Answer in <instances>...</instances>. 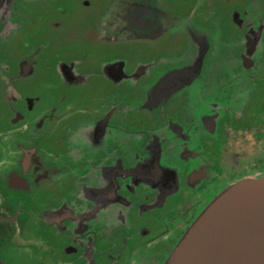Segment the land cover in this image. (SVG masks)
<instances>
[{
    "label": "flooded vegetation",
    "instance_id": "1",
    "mask_svg": "<svg viewBox=\"0 0 264 264\" xmlns=\"http://www.w3.org/2000/svg\"><path fill=\"white\" fill-rule=\"evenodd\" d=\"M261 179L264 0H0V264H167Z\"/></svg>",
    "mask_w": 264,
    "mask_h": 264
},
{
    "label": "water",
    "instance_id": "2",
    "mask_svg": "<svg viewBox=\"0 0 264 264\" xmlns=\"http://www.w3.org/2000/svg\"><path fill=\"white\" fill-rule=\"evenodd\" d=\"M200 254L206 256L203 264H264V179L241 182L216 197L167 264Z\"/></svg>",
    "mask_w": 264,
    "mask_h": 264
},
{
    "label": "rangeland",
    "instance_id": "3",
    "mask_svg": "<svg viewBox=\"0 0 264 264\" xmlns=\"http://www.w3.org/2000/svg\"><path fill=\"white\" fill-rule=\"evenodd\" d=\"M74 11H75L76 13H78L77 10H74ZM217 12H218V11H214V14H216ZM87 13H89V12L83 10V18H85V19L88 18V17H87ZM83 22H84V20H83ZM185 46H187V43H185ZM111 56H112V55H110V56H108V57L111 58ZM89 91H90V89L85 90V94H86V96H88ZM205 257H206V256L200 254V255H197V256H195V257H192L191 259H189V260H188L186 263H184V264H203V260H204Z\"/></svg>",
    "mask_w": 264,
    "mask_h": 264
}]
</instances>
